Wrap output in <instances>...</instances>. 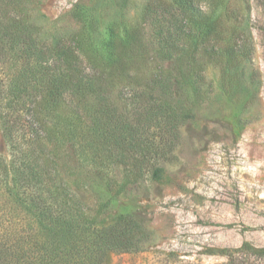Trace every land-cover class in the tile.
Here are the masks:
<instances>
[{
    "label": "rangeland",
    "instance_id": "rangeland-1",
    "mask_svg": "<svg viewBox=\"0 0 264 264\" xmlns=\"http://www.w3.org/2000/svg\"><path fill=\"white\" fill-rule=\"evenodd\" d=\"M165 1L172 0H1L0 22L9 30L32 35L47 50L69 47L73 37L81 38L85 46L100 45L111 37L113 52V32L119 43L128 33L139 44H121L123 52L134 56L130 67L150 73L159 65L154 56L161 50L160 31H156L160 16L154 11ZM207 2L202 0L204 10ZM226 6L233 13L228 19L221 17L209 35L210 44L197 47L190 67L185 61L179 67L186 73L192 70L188 79L194 86L178 75L173 98L159 90L154 94L176 105L180 101L189 117L175 136L146 128L131 148L128 162L107 157L103 142L93 137L92 100L85 106L66 95L52 102L42 92L46 86L40 87L36 108L45 131L42 141L33 146L42 153L39 164L62 172L60 177L69 186L77 185L75 192L92 212L112 195L111 207L102 208L98 216L103 225H114L119 214L129 209L149 232L141 250L112 254L105 264H264L258 253L264 247V0H228ZM235 42L238 51L227 52ZM20 66L11 59L0 61L4 88L21 75ZM107 67L113 69L109 58L101 64ZM121 85L118 77L105 82L111 97L108 106L113 107ZM125 93L122 110L139 114L148 98L139 100L133 90ZM7 96L1 89L0 98ZM2 101L0 156L9 164L12 154L4 128L15 117H11L13 107H3L7 100ZM73 119L71 127L81 128L76 142L87 144L83 155L62 123ZM21 120L28 127L17 134L34 135L38 129L30 126L31 116L24 114ZM1 205L19 224L24 223L25 210L5 188Z\"/></svg>",
    "mask_w": 264,
    "mask_h": 264
},
{
    "label": "trees",
    "instance_id": "trees-1",
    "mask_svg": "<svg viewBox=\"0 0 264 264\" xmlns=\"http://www.w3.org/2000/svg\"><path fill=\"white\" fill-rule=\"evenodd\" d=\"M207 1L206 10L202 7V0L160 3L154 11L160 16L156 31H160L158 41L161 50L154 56L159 65L150 73L142 67H130L134 56L128 51L123 52L121 44L130 42L135 46L138 39L136 36L129 37L128 33L119 43L113 32V52L111 37L97 46H85L81 38L73 37L69 47L63 44L54 50H47L40 48L32 35L17 31V28L9 30L0 22V61L11 59L21 65L17 67L21 75L14 76L11 85L4 88L5 82L0 79V91L8 93L0 101L7 100L3 107H13L11 117H15L13 121L8 119L4 128L12 154L11 162L6 164L0 156V264H105L112 254L134 253L143 248L149 232L137 215L124 209L114 225H103L98 216L102 208L111 207L112 195L98 211L92 212L75 192L77 185L69 186L60 177L62 172L46 170L49 166L39 164L42 153H36L33 146L42 141L40 138L45 131V127L41 128L43 124H39L43 121L39 119L40 111L36 108L40 87L46 86L42 92L52 102L66 95L71 101L77 98L85 106L92 100L91 111L96 112L95 115V112L92 113L95 124L90 129L93 137L103 142L107 157L128 162L131 148L138 145L146 128L156 127L169 136H175L180 125L189 117L185 112L187 108L179 106L180 101L176 105L174 100L170 102L154 94L159 90L160 94L173 98L174 77L178 78V75L185 80L183 83L194 86L188 79L193 76L192 70L188 73L180 70L181 63L185 61L190 67L197 47L210 44L209 35L218 27L221 17L228 19L233 13L226 6L228 0ZM2 28L5 33L1 32ZM234 28L239 29L238 26ZM239 47L235 42L226 51L233 54ZM216 48L215 43L212 45L213 52ZM217 52L224 56L222 50ZM105 58L113 62V69L101 68ZM110 77L111 80L118 77L122 84L113 96V107L107 105L111 97L105 91V82ZM127 90H133L139 100L148 98V102L140 106L139 114L130 115L122 110L120 102L126 101L124 95ZM97 113L102 117H98ZM24 114L31 116L33 122L30 126L36 125L38 129L34 135L17 134L20 129L28 127L21 120ZM74 120L62 123L69 129L67 136L79 148V155H83L88 151L87 144L76 142L81 128L71 127ZM84 157L81 156L82 159ZM2 185L25 210L23 224L3 209ZM258 253L264 256V247Z\"/></svg>",
    "mask_w": 264,
    "mask_h": 264
}]
</instances>
